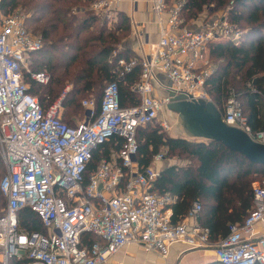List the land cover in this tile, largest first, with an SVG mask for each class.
Returning <instances> with one entry per match:
<instances>
[{
	"label": "built area",
	"instance_id": "built-area-1",
	"mask_svg": "<svg viewBox=\"0 0 264 264\" xmlns=\"http://www.w3.org/2000/svg\"><path fill=\"white\" fill-rule=\"evenodd\" d=\"M121 1L93 0L90 7L108 19L118 12ZM149 2L163 24L152 51L141 57H119L115 66L122 77L140 64V78L130 86L139 102L121 106L119 85L111 81L103 89L99 112L93 98L83 99V118L73 125L62 121L68 86L43 107L24 81L25 73L38 85L50 81L47 71L29 68V57L42 48V38L27 29L20 11L0 12V159L5 169L0 191L6 200L0 216V255L5 264L13 257L26 259L24 264H106L132 242L166 257L169 245L178 241L191 249L213 248L220 264H264V235L251 238L254 227L264 222V180L253 185L252 206L244 222L229 225L226 236L211 242L209 230L196 221L198 202L188 212L192 222L173 223L170 206L175 198L151 191L160 172L154 164L164 160V153L155 154L146 167L136 161L137 129L158 119L169 130L163 112L176 97L210 101L204 91L212 71L209 46L238 45L246 32L228 20L226 11L189 27L181 18L185 0ZM130 3L135 7L137 0ZM159 76L169 82L162 96L154 95ZM221 119L264 143V129L251 130L233 89L228 90ZM112 139L119 148L109 159L102 158L85 180L93 152ZM24 208L36 213L46 233L19 229L18 213ZM85 233L97 240L83 246Z\"/></svg>",
	"mask_w": 264,
	"mask_h": 264
},
{
	"label": "trees",
	"instance_id": "trees-1",
	"mask_svg": "<svg viewBox=\"0 0 264 264\" xmlns=\"http://www.w3.org/2000/svg\"><path fill=\"white\" fill-rule=\"evenodd\" d=\"M93 0H1L0 12L8 15L14 10L25 17L28 30L43 40L42 48L29 57L33 72L47 71L50 81L38 85L24 74L28 92L38 97L46 107L72 83L62 100V121L73 125L81 111L77 95L95 94L96 113L99 112L102 92L107 83L117 81L120 105L129 107L139 102L130 90L141 74L140 64L122 77L115 72L119 57L138 56L132 50L118 49L123 31L131 29L130 19L117 12L114 23L97 15L90 7ZM225 9L228 20L244 30L238 45L218 42L209 46L207 60L212 68L204 83V91L222 115L228 90L233 89L247 123L253 132L264 129V0H185L181 11L183 24L198 20L205 9ZM212 9V10H211ZM82 12V16L78 13ZM204 17V16H203ZM102 22L98 24V21ZM96 28V30H95ZM92 30V32H88ZM139 60V57H138ZM54 85V86H53ZM48 88L45 93L40 89ZM64 88V89H63ZM63 89V90H62ZM62 90V92H60ZM97 97V99H95ZM155 121V120H154ZM153 121V122H154ZM139 127L136 132L139 167H146L159 152L164 159L186 161L184 166L170 165L160 170L151 191L170 193L171 221L181 222L192 205L198 202L201 211L197 223L209 230V240L218 241L229 232V225L242 224L252 206L253 183L264 177V165L249 161L219 141H194L168 135L159 123ZM119 145L112 139L100 145L87 165L85 180L102 158L109 159ZM5 169L0 159V174ZM0 176V178H1ZM126 178L123 179V181ZM6 200L0 191V216ZM19 229L23 232L46 233L40 219L30 208L18 213ZM97 240L90 233L81 236L83 246ZM13 264H24L26 259H14ZM1 264V263H0Z\"/></svg>",
	"mask_w": 264,
	"mask_h": 264
},
{
	"label": "crops",
	"instance_id": "crops-1",
	"mask_svg": "<svg viewBox=\"0 0 264 264\" xmlns=\"http://www.w3.org/2000/svg\"><path fill=\"white\" fill-rule=\"evenodd\" d=\"M118 12H123L128 16L130 19L132 33V36L130 37L131 39L122 43V48L132 50L140 57L149 54L153 49V45L163 25L158 22V19L151 11L149 0H137L135 7L130 3V0H122L119 3ZM203 18V16H200V18L195 20V22H189L188 26L197 27L203 21ZM162 21L164 23L165 20L162 19ZM157 82L160 83L161 86H159L158 83L154 85V95H165L168 91L164 87L169 85L168 80L163 76H159L157 77ZM168 120L171 124V119ZM178 121L179 127H176L172 136H183L185 139L205 141L203 139L188 136L187 130H185L180 124V119ZM186 164V161H179L173 158L164 159L154 165L156 168L161 170L170 165L184 166ZM182 221L192 222V219H190L187 214ZM262 235H264V222L257 224L254 227L251 238H256ZM14 259L18 258H10L7 260L6 264H13ZM165 261L173 262L175 264H220L216 258L213 248L191 249L184 241H178L170 244L166 257H162L157 251L145 252L138 244L132 242L125 245L111 258H109L106 264H163ZM0 263L5 264L1 255Z\"/></svg>",
	"mask_w": 264,
	"mask_h": 264
},
{
	"label": "water",
	"instance_id": "water-1",
	"mask_svg": "<svg viewBox=\"0 0 264 264\" xmlns=\"http://www.w3.org/2000/svg\"><path fill=\"white\" fill-rule=\"evenodd\" d=\"M184 99V96L176 97L167 107L178 111L180 124L187 130L188 136L219 141L241 153L252 163L264 165V143L255 142L244 131L225 124L221 119L220 111L212 102Z\"/></svg>",
	"mask_w": 264,
	"mask_h": 264
},
{
	"label": "rangeland",
	"instance_id": "rangeland-1",
	"mask_svg": "<svg viewBox=\"0 0 264 264\" xmlns=\"http://www.w3.org/2000/svg\"><path fill=\"white\" fill-rule=\"evenodd\" d=\"M116 9V8H115ZM118 9H119V6H118V8L116 9L117 11H118ZM212 10V9H211ZM14 11H16V10H14ZM225 11V9L223 8V9H221V10H218V11H213L211 14H210V12H209V10L206 8L205 10H204V12L201 14L202 16H204V18H203V20H205V21H207L210 17H212V16H218V15H220L222 12H224ZM80 16H82V12H80V13H78ZM114 14L115 13H112V16L111 17H108V19L110 20V24H112V23H114L112 20H114L115 19V17H113L114 16ZM107 19V20H108ZM102 21L101 20H99L98 21V24H100ZM193 22H195V21H193ZM188 24L189 23H186V25L188 26ZM95 30H96V28H95ZM32 32V31H31ZM88 32H92V30H89ZM33 33V32H32ZM33 34H35V35H37V36H39L37 33H33ZM120 35H122V37H123V39L120 41V43L118 44V49H121L122 48V43H124L126 40H130L131 38V36H132V33H131V29H128L126 32L125 31H123L122 33H120ZM207 55H208V53H207ZM210 64L212 65V62H210ZM209 64V65H210ZM54 86V85H53ZM69 87V89H71L72 88V83H70V82H68V83H66L65 84V86H64V88L65 87ZM63 88V89H64ZM47 89L48 88H42V89H40V93H45L46 91H47ZM62 89V90H63ZM68 89V90H69ZM62 90L60 91V92H62ZM95 96V94H93V92H91V94H86V93H82V94H79V95H77V98H79V99H81V98H85V97H90V98H92V97H94ZM95 99H97V97L95 98ZM78 105V110L79 111H81V113H79V115H77L76 116V118L75 119H73V121L74 122H76L78 119L79 120H81L82 118H83V114H84V109L83 108H80L79 107V104H77ZM168 109V110H167ZM163 116H164V118H166V119H171V127H170V129L169 130H167V133H168V135H170V136H172L173 134H174V131L176 130V127H179V113H178V111L175 109H169L167 106H166V108L164 109V112H163ZM159 123V120L157 119V120H155L153 123ZM0 176H1V174H0ZM262 180H264V177H258L257 178V180L253 183V185L254 184H258V183H260Z\"/></svg>",
	"mask_w": 264,
	"mask_h": 264
}]
</instances>
